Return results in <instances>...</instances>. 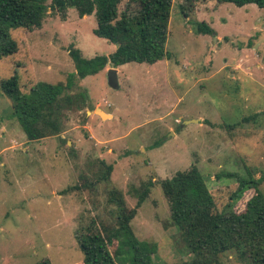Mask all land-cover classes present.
Here are the masks:
<instances>
[{"label": "rangeland", "instance_id": "obj_1", "mask_svg": "<svg viewBox=\"0 0 264 264\" xmlns=\"http://www.w3.org/2000/svg\"><path fill=\"white\" fill-rule=\"evenodd\" d=\"M169 2L166 58L107 64L83 79L70 49L86 60L116 50L94 35V14L80 17L69 7L63 20L48 15L38 29L11 31L18 50L0 58V82L16 76L23 94L39 83L71 82L66 93L84 107L69 114L61 139L28 141L0 91V264H82L76 232L94 224L105 233L130 215L136 239L155 247L154 264L191 261L167 227L159 183L192 165L222 203L237 178L253 179L264 196V9L200 1L185 16L184 0ZM201 24L213 35L198 33ZM111 68L116 90L107 82ZM96 108L112 118L102 120ZM253 194L246 191L234 209ZM109 250L116 256L124 248L115 241ZM213 264L247 263L226 253Z\"/></svg>", "mask_w": 264, "mask_h": 264}, {"label": "trees", "instance_id": "obj_2", "mask_svg": "<svg viewBox=\"0 0 264 264\" xmlns=\"http://www.w3.org/2000/svg\"><path fill=\"white\" fill-rule=\"evenodd\" d=\"M121 1L0 0V58L12 56L18 50L11 31L38 29L48 15H58L63 20L69 7L80 17L94 14L97 21L94 35L116 45L111 55L90 60L84 59L79 50L70 49L69 56L78 79L98 73L107 64L114 68L128 63L154 65L166 58L164 44L169 0H131L126 10L119 13ZM200 1L236 7L253 4L264 9V0H184L183 14L186 16ZM197 30L203 35H213L205 24L199 25ZM70 83H39L23 94L16 76L0 82V91L11 102L12 114L28 141L60 138L69 114L83 110V101L66 93ZM110 171L111 167H108L105 180ZM237 183L236 189L228 194L227 202L222 203L209 191L194 165L160 181L162 195L168 202L167 227L177 231L187 254L193 257L185 264H213L226 253L235 254L247 264H264V196L257 190L258 183L251 178H237ZM251 189L254 194L247 198L243 210L234 209L244 193ZM147 194L148 190H144L137 206ZM113 199L121 203V199ZM132 218L131 215L119 216L117 226L105 233L94 224L85 231H77L74 237L83 255L82 264H154L151 255L155 247L147 243L142 245L136 239L129 226ZM115 241L124 251L113 256L109 247Z\"/></svg>", "mask_w": 264, "mask_h": 264}, {"label": "water", "instance_id": "obj_3", "mask_svg": "<svg viewBox=\"0 0 264 264\" xmlns=\"http://www.w3.org/2000/svg\"><path fill=\"white\" fill-rule=\"evenodd\" d=\"M107 82L108 86L112 89H118V83H117V70L114 68H111L107 71ZM94 114L98 116L99 118L103 119H110L111 117L108 114H105L103 111H101L99 108H96L94 111ZM191 121H185L182 123V126L184 124H189Z\"/></svg>", "mask_w": 264, "mask_h": 264}, {"label": "crops", "instance_id": "obj_4", "mask_svg": "<svg viewBox=\"0 0 264 264\" xmlns=\"http://www.w3.org/2000/svg\"><path fill=\"white\" fill-rule=\"evenodd\" d=\"M117 70V69H116ZM118 73V72H117ZM111 118H112V115L111 114H108Z\"/></svg>", "mask_w": 264, "mask_h": 264}]
</instances>
